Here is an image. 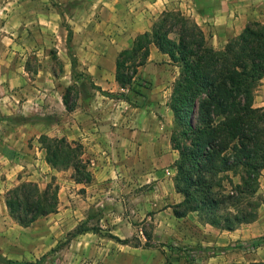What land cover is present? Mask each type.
Wrapping results in <instances>:
<instances>
[{
  "label": "rangeland",
  "instance_id": "1",
  "mask_svg": "<svg viewBox=\"0 0 264 264\" xmlns=\"http://www.w3.org/2000/svg\"><path fill=\"white\" fill-rule=\"evenodd\" d=\"M103 1L114 0H0V256L21 264H115L116 261L130 264L132 260L147 264L151 260L149 251L136 253L140 248L134 249L141 244L164 251L163 245L172 252L185 251L184 264H208L202 246L188 247L175 240L157 241L161 236L156 231V222H183L163 212L167 200L160 194L162 185L157 186V180L136 177L133 157L125 158L115 169L117 174L112 168L97 173L96 160L88 156L80 130L71 127V123L80 125L82 108L98 91L123 99L126 95V100L134 98L128 86L122 88L116 83L103 87L96 84L79 62L75 69L72 66L73 56L77 60L78 57L73 41L68 42L69 30L74 34L73 28L89 18L102 19L104 15L96 9ZM201 1L204 7L209 6ZM242 11L250 14L247 25L254 21L264 23V0H244ZM208 40L211 42L210 36ZM142 84V89L150 87V83ZM69 86H73L70 99L73 110L66 108L63 99ZM255 104L264 106V78L257 87ZM177 132L174 122L168 135L173 146ZM42 136L66 137L82 144L92 180L78 182L73 167L52 166L47 161ZM12 151L13 156H8ZM262 175L258 218L264 223V170ZM24 181L36 183L41 190L52 184L59 199L57 211L27 227L10 215L6 205L9 189ZM130 223L140 225L142 231L138 226L137 232L134 228L135 233L128 235ZM115 236L129 241L123 243ZM250 242L241 245L251 251ZM112 248L121 249L122 258L110 260ZM161 261L158 264L180 262L170 258ZM0 264L8 263L2 259Z\"/></svg>",
  "mask_w": 264,
  "mask_h": 264
},
{
  "label": "trees",
  "instance_id": "2",
  "mask_svg": "<svg viewBox=\"0 0 264 264\" xmlns=\"http://www.w3.org/2000/svg\"><path fill=\"white\" fill-rule=\"evenodd\" d=\"M73 35L69 30V43ZM152 43L179 67L170 107L178 130L174 147L180 152L175 187L184 199L174 207V214L184 217L194 211L204 222L224 230L257 220L264 170V106H256L255 97L264 78V23H249L224 48L216 49L194 19L180 10L164 11L150 31L138 34L133 45L118 55L116 80L136 95L143 93L138 68L147 62ZM73 57L75 69L78 60ZM72 89L67 87L63 97L68 110L74 109ZM41 140L52 166L73 167L78 182L92 180L82 144L66 137L42 136ZM58 204L52 184L41 190L36 183L24 181L6 196L10 215L26 227L57 211ZM263 243L264 238H258L251 246Z\"/></svg>",
  "mask_w": 264,
  "mask_h": 264
},
{
  "label": "crops",
  "instance_id": "3",
  "mask_svg": "<svg viewBox=\"0 0 264 264\" xmlns=\"http://www.w3.org/2000/svg\"><path fill=\"white\" fill-rule=\"evenodd\" d=\"M204 1L209 6L204 7L201 0L103 1L96 9L104 15L102 19L97 16L89 18L73 28L72 44L78 62L96 84L103 87L115 85L118 83L116 70L119 53L131 47L138 34L150 31L154 21L164 11L171 9L170 6L192 16L207 38L210 36V43L216 49H222L230 38L244 30L250 14L242 11L244 0ZM178 75L179 67L170 60L168 54L161 52L152 43L147 62L138 70V76L144 83H150V87H144L141 95L134 94V98L130 100L96 92L86 102L85 110L82 108L80 125L71 123V127L80 130L79 135L86 145L88 156L96 160L97 173L108 172L112 168L117 174L115 169L125 162V158L133 157L136 165L132 170L134 174L137 173L136 177L146 181L157 180V186L162 185L160 194L168 201H165L163 212L174 215L183 222H156V231L161 236L157 241L175 240L177 243L190 245L188 247L202 246L203 254L208 256V264H250L252 261H264V243L251 251L241 245L264 235V223L260 218L234 230H224L204 222L194 211L184 217L174 214L176 203L184 199L175 187L176 162L180 152L168 138L174 126V113L169 99ZM134 101L137 104L132 103ZM95 160L92 162L95 163ZM163 185L168 188H163ZM138 226L141 230L140 225L133 226L130 223L128 235L135 233V229L137 232ZM236 243L240 245L235 246ZM219 246L226 249L221 251ZM139 248L140 251L136 253L149 251L151 254V260L147 264H158L167 258L180 260L177 264H184L185 251L172 252L166 245H163L165 251L157 246L143 247L139 244L134 247L135 250ZM134 249L132 251L135 253ZM121 251L112 248L108 258L119 260L122 258ZM121 262L123 264L125 261ZM115 264H118L117 261ZM130 264L136 262L132 260Z\"/></svg>",
  "mask_w": 264,
  "mask_h": 264
}]
</instances>
